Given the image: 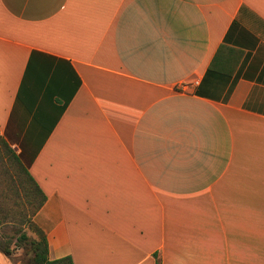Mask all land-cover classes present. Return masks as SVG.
Wrapping results in <instances>:
<instances>
[{
    "label": "crops",
    "instance_id": "0c3cea01",
    "mask_svg": "<svg viewBox=\"0 0 264 264\" xmlns=\"http://www.w3.org/2000/svg\"><path fill=\"white\" fill-rule=\"evenodd\" d=\"M0 139L51 260L264 264V0H0Z\"/></svg>",
    "mask_w": 264,
    "mask_h": 264
},
{
    "label": "rangeland",
    "instance_id": "374dc122",
    "mask_svg": "<svg viewBox=\"0 0 264 264\" xmlns=\"http://www.w3.org/2000/svg\"><path fill=\"white\" fill-rule=\"evenodd\" d=\"M11 157L15 156L0 139V204L8 211L7 214L12 217H7V222L10 223L0 226V241L9 242L15 259H22L29 254L25 253V246L16 245L18 238L22 233H25L30 239L36 238V235L29 228L31 208L28 207V200L26 201L23 195L24 201L21 200L20 204L13 194L15 188L19 189L21 186L17 185V183H20L19 168ZM7 260L9 264H14L12 259L6 258L0 252V264H6L4 261Z\"/></svg>",
    "mask_w": 264,
    "mask_h": 264
},
{
    "label": "trees",
    "instance_id": "16d2710c",
    "mask_svg": "<svg viewBox=\"0 0 264 264\" xmlns=\"http://www.w3.org/2000/svg\"><path fill=\"white\" fill-rule=\"evenodd\" d=\"M10 152H12L10 150ZM15 164L19 167L20 163L17 157H11ZM21 166V165H20ZM22 180L26 184L25 195L29 197L32 192L35 191L36 194H39L40 199L36 207H40L44 201V195L36 185L29 173L21 166ZM36 210V208H35ZM35 210L33 212H35ZM29 228L33 233H35L36 238H29L25 233H22L17 240L19 246H25V253L29 254L24 256L22 259H15V256L12 252L9 242L0 241V252L6 257L12 259L14 264H73L71 257H63L60 259L51 260L49 258L48 243L46 240V235L44 231L37 226L31 219H29Z\"/></svg>",
    "mask_w": 264,
    "mask_h": 264
}]
</instances>
